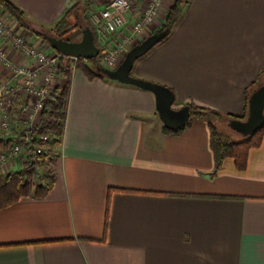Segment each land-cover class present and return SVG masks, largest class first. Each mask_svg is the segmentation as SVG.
Returning <instances> with one entry per match:
<instances>
[{
  "label": "crops",
  "instance_id": "crops-1",
  "mask_svg": "<svg viewBox=\"0 0 264 264\" xmlns=\"http://www.w3.org/2000/svg\"><path fill=\"white\" fill-rule=\"evenodd\" d=\"M12 1L32 33L54 28L70 6ZM0 16L10 18L1 5ZM0 46L24 62L1 37ZM132 71L171 87L176 108L243 116L248 92L264 80V0H190ZM10 73L0 62V80ZM66 112L45 162L51 188L0 209V264H264V138L246 169L228 157L216 171L207 119L167 133L152 91L80 69L70 72Z\"/></svg>",
  "mask_w": 264,
  "mask_h": 264
},
{
  "label": "built area",
  "instance_id": "built-area-1",
  "mask_svg": "<svg viewBox=\"0 0 264 264\" xmlns=\"http://www.w3.org/2000/svg\"><path fill=\"white\" fill-rule=\"evenodd\" d=\"M168 1L107 0L103 4L93 17L100 40L104 41L119 32L124 33L123 38L116 41L106 57L109 67L116 68L120 64L117 57L125 55L138 43L140 37L162 15ZM18 26L0 16V37L24 59L21 64L15 63L9 57L7 49L0 46V62L11 69V73L0 80V140L14 137L6 148L0 149V173L7 164L21 170L27 163L35 170L36 180L40 181L43 172L40 156H46V161L52 159L56 155L58 144L48 133L39 134L34 139L27 135L39 122L58 84L56 81L62 58H79L64 56L35 45L23 33L22 26ZM23 134L26 136L19 140Z\"/></svg>",
  "mask_w": 264,
  "mask_h": 264
},
{
  "label": "trees",
  "instance_id": "trees-1",
  "mask_svg": "<svg viewBox=\"0 0 264 264\" xmlns=\"http://www.w3.org/2000/svg\"><path fill=\"white\" fill-rule=\"evenodd\" d=\"M190 2V0H173V3L168 10L164 23L161 27H168L169 32L168 35L172 32L177 22L181 19L185 6ZM0 5L2 8L8 13V15L22 23L24 26H28L29 23L26 22L24 11L12 0H0ZM89 5L87 6V8ZM81 6L79 2H76L75 5L69 7L61 17V19L56 24V28H52L53 30L63 26L67 23L68 19L74 16L77 20L79 26H82L79 18V10ZM86 8V9H87ZM86 20V19H85ZM85 25H90V23L86 20ZM83 24V26H84ZM22 26V25H21ZM91 26V25H90ZM92 27V26H91ZM160 27V28H161ZM94 31V30H93ZM167 35V36H168ZM95 42L96 34L94 32ZM46 41V40H45ZM47 42V41H46ZM99 46V45H98ZM53 49V48H52ZM101 49V48H100ZM53 51H56L53 49ZM57 52V51H56ZM76 59H72L70 57H63L59 66V78L63 80V83L57 84L51 99L47 103L45 109L42 112L39 122L34 125L31 131L27 136L34 139L37 135H41L43 133L51 134L54 137V141L59 144L61 141L60 135L63 133V129L65 127L66 122V114H67V103H68V92L70 86V72L73 69L82 70L90 79L95 77L106 78L101 72L98 71L97 67L99 66L98 58L93 59H83L79 58L77 61H73ZM75 62V63H73ZM79 62V65H78ZM257 84L253 85L252 90L248 92L246 96V114L240 116L238 118H245L248 111V99L252 91L257 87ZM191 118L186 125H188L193 118H205L209 121V127L211 131V145L214 152L215 157V170L217 171L223 164L224 160L228 157L234 158L237 168L240 170H244L248 164V156L249 152L252 148H256L261 146L264 138V125L252 136L248 138H243L240 135L238 139L233 138L231 136L235 135L228 127V121L231 116H224L218 111L198 106L196 104L191 103ZM211 116H216L219 119L226 122V127L229 129L228 131H220L218 126H216L211 121ZM186 126L179 128L177 130L168 129L166 126L164 127V131L167 133H179ZM233 134H232V133ZM55 135H59L56 137ZM25 134L19 137V140H22ZM14 137L8 139L0 140V149L6 148L12 141ZM46 156H40V164L43 167V172L41 175L40 181L36 180L35 175L36 172L30 164H25V167L21 170L9 172L6 175L2 172L0 173V209L6 205L12 204L20 199L24 195H32L35 196H44L48 189L51 188L53 184L51 169H49L46 165ZM53 159V158H52Z\"/></svg>",
  "mask_w": 264,
  "mask_h": 264
},
{
  "label": "water",
  "instance_id": "water-1",
  "mask_svg": "<svg viewBox=\"0 0 264 264\" xmlns=\"http://www.w3.org/2000/svg\"><path fill=\"white\" fill-rule=\"evenodd\" d=\"M168 32V27H161L149 34L127 51L124 59L116 68L110 69L99 65L97 69L107 78L152 91L156 96L157 111L164 126L171 130H177L186 126L190 120L192 115L190 105L186 104L179 108L174 107L176 96L171 87L132 74L135 62L164 40ZM38 34L54 50L64 56L93 59L97 58L101 52L100 47L95 42L93 29L89 25L84 27L82 38L78 41L69 40L47 30H40ZM227 124L229 129L243 138L252 136L263 127L264 80L250 94L246 117L244 119L231 118Z\"/></svg>",
  "mask_w": 264,
  "mask_h": 264
},
{
  "label": "rangeland",
  "instance_id": "rangeland-1",
  "mask_svg": "<svg viewBox=\"0 0 264 264\" xmlns=\"http://www.w3.org/2000/svg\"><path fill=\"white\" fill-rule=\"evenodd\" d=\"M76 2H79L80 6H81V8L79 10V18H80V22L82 23V26H79L78 23H77L76 18L74 16H72V17H70L68 19L66 24H64L63 26H60L59 28H57L55 30H53L51 28L50 29L49 28H44V27H36V28L33 27L34 32L32 33V31H31L32 28H30L32 26H30V27L24 26L22 23L20 24V22H18L15 19H12L11 17L10 18L4 17V18L9 19L10 21L14 22L15 24L17 23L19 26L22 25V28L24 29L22 31H23L24 34L28 35V38L30 39V41L32 43H34L35 45H38V46L41 45V47H43L44 49H46L48 51H51L53 49L45 41V39L38 34V32L40 30H47V31H50L51 33H55V34L60 35V36H62L64 38H67V39L71 38V39H74V40H81L82 35H83V29L86 26L84 23L87 20L90 23V25L92 26L91 27L89 25L94 30L93 32H95V34H96V41H97L99 47L101 48L100 55L97 57L98 60H99L98 65L103 66V67H108V68H114L113 66L109 67V63H108L106 57H107L109 51H111V49L115 45L116 41H118L121 38H123L124 33L121 34L119 32L117 34L110 35L109 38H106L104 41H102V40H100V38L98 36V33L96 31V26H95V24L93 22L94 15L99 11V9L103 6V4H105L107 2V0H70V6L69 7H72L73 5H75ZM88 5H89V7L87 8ZM83 24H84V26H83ZM140 38L141 39H139L138 42L143 40L145 37L143 35ZM124 56L125 55L117 57L118 64L121 63V61L123 60ZM73 61L76 62L77 60H73ZM75 62H73V63H75ZM78 65H79V62H78ZM132 74H133V71H132ZM210 119L216 126H218V129L220 131H224L225 132V130L226 131L229 130L226 127V122L221 123V120L218 117L211 116ZM235 134H236V136L233 135L231 137L238 139L237 135H239V134H237V133H235Z\"/></svg>",
  "mask_w": 264,
  "mask_h": 264
}]
</instances>
